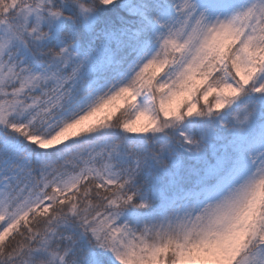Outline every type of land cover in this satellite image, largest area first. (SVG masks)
Here are the masks:
<instances>
[{
	"label": "snow or ice",
	"instance_id": "obj_1",
	"mask_svg": "<svg viewBox=\"0 0 264 264\" xmlns=\"http://www.w3.org/2000/svg\"><path fill=\"white\" fill-rule=\"evenodd\" d=\"M0 264H264V0H0Z\"/></svg>",
	"mask_w": 264,
	"mask_h": 264
}]
</instances>
